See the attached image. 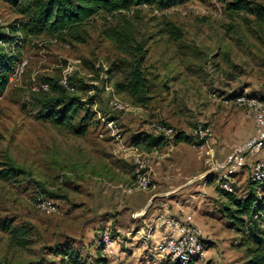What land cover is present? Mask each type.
<instances>
[{
  "label": "rangeland",
  "instance_id": "1",
  "mask_svg": "<svg viewBox=\"0 0 264 264\" xmlns=\"http://www.w3.org/2000/svg\"><path fill=\"white\" fill-rule=\"evenodd\" d=\"M232 1L190 0L164 10L132 7L147 51L145 103L118 86L126 67L111 69L126 55L106 38L103 15L83 26V40L47 33L25 38L19 32L12 44L0 41V53L13 57L9 84L0 95V167L17 170L15 178L0 180V264H76L64 259L68 249L88 264L101 257L108 264H177L156 246L168 235L167 218L183 220L188 214L203 233L202 264H248L253 252L264 248V219L238 216L221 171L206 163L205 144L214 137L218 115L245 113L232 99L244 93L264 98V27L256 22L264 0H250L253 13L230 10ZM23 18L19 7L0 0L1 30ZM65 77L69 88L62 84ZM42 84L49 89L35 90ZM72 98L79 109L65 123L45 117ZM113 99L126 109L113 108ZM110 120L115 131L107 126ZM159 122L190 140L175 142L176 148L134 143ZM198 126L211 129L202 145L192 136ZM135 149L153 158L170 152L161 166L170 175L151 174L148 191L128 192L136 175ZM230 182L237 199L251 193L249 169ZM154 186L173 192L137 213ZM41 194L52 198L60 213L41 212L36 201ZM156 211L157 218L150 219ZM7 224L28 228L30 244L15 246ZM106 228L116 241V255L110 257L98 244Z\"/></svg>",
  "mask_w": 264,
  "mask_h": 264
},
{
  "label": "trees",
  "instance_id": "2",
  "mask_svg": "<svg viewBox=\"0 0 264 264\" xmlns=\"http://www.w3.org/2000/svg\"><path fill=\"white\" fill-rule=\"evenodd\" d=\"M14 6L20 8L23 19H17L7 29H0V41L12 44L19 32H23L24 37L37 36L41 33L72 37L83 40L80 31L85 24L93 18L103 15L105 21L104 34L117 48L118 51L126 55V58L119 64H114L111 71H120L126 67L125 81L118 85L123 91H127L139 103L147 100V83L142 66L146 59L147 51L138 39V26L135 17L132 15V7L137 5H149L158 9H167L178 6L190 0H7ZM232 11L254 12L253 2L250 0H233L228 5ZM256 22L260 27H264V7H260L256 12ZM0 95L7 88L10 81L11 62L13 57L6 53H0ZM6 60L7 63L2 62ZM58 85L55 84V87ZM59 87H64L60 84ZM65 88V87H64ZM123 88V89H122ZM255 96L253 94H248ZM236 97V96H235ZM262 98V97H261ZM264 99V98H263ZM65 102L64 100H62ZM78 101L72 98L64 103L58 111L51 110L46 114V118L57 124L65 123L69 114H76L79 107ZM52 106V105H49ZM56 106V103L53 104ZM134 143L140 144L148 141L149 146L164 145L166 140L162 136H156L152 132H142L134 137ZM189 137L179 132L174 137V143L189 141ZM200 141L199 144H204ZM17 176L14 165L10 167H0V180L9 181ZM251 193L244 200L237 199L235 192L225 193L230 199L236 201V213L238 216L249 214L252 219H264L259 215L264 207V199L260 203L257 194V184L252 182ZM5 230L11 234V240L15 246L26 247L30 244L28 238L30 230L24 226L13 227L11 224L5 225ZM245 234H249V229H244ZM64 259L76 264H88L79 257L74 250H65ZM97 264H108L106 257H101ZM178 264V263H177ZM248 264H264V248L259 246L252 254Z\"/></svg>",
  "mask_w": 264,
  "mask_h": 264
},
{
  "label": "built area",
  "instance_id": "3",
  "mask_svg": "<svg viewBox=\"0 0 264 264\" xmlns=\"http://www.w3.org/2000/svg\"><path fill=\"white\" fill-rule=\"evenodd\" d=\"M62 84L68 88L70 87L66 77L62 80ZM48 89V84H42L38 88L35 87V90ZM232 101L241 106L245 110L246 116L253 120L254 134L249 139L235 144L224 161L215 162L208 157L206 163L210 165L211 170L221 171V178L225 180L222 187L230 192L234 191L230 179L240 170L249 169L250 180L257 184V194L260 198V203H262L264 199V159L249 160L264 151V99L244 93L236 96ZM111 105L115 109H126L125 104L115 99L111 100ZM106 123L110 129L116 130L114 121L110 120L106 121ZM152 133L156 136H162L172 147L174 145V137L178 131L166 123L159 122L153 124ZM192 136L199 141L206 142L208 137L211 136V129L205 126H198L194 129ZM133 157L136 175L128 187V192L148 191L151 187V174L153 172L151 155L135 149ZM36 201L37 207L41 212L48 214L60 213L59 205L52 198L41 194ZM259 215L264 218V207ZM167 219L169 232L157 244L156 250L158 253L169 257L170 260L178 264H202L207 250L203 240V233L194 223L193 216L188 214L183 220ZM115 242L111 230L109 228L104 229L98 243L104 256L116 255Z\"/></svg>",
  "mask_w": 264,
  "mask_h": 264
},
{
  "label": "crops",
  "instance_id": "4",
  "mask_svg": "<svg viewBox=\"0 0 264 264\" xmlns=\"http://www.w3.org/2000/svg\"><path fill=\"white\" fill-rule=\"evenodd\" d=\"M214 125V137H212L205 145L210 146V150L208 151V153L210 154L209 158L213 159L215 162H219L225 159L235 144L249 139L253 136L255 131L253 120L248 118L243 110H240L239 112L225 111L224 115L219 114L217 119L214 121ZM172 147L176 148L175 145H173ZM169 154L170 152L164 153L162 155L156 154L154 155V158L151 157L154 171L152 175L154 177H160L161 175H170V171H165L163 173L161 170V166L165 165V158ZM258 158L264 159V151L252 157L249 161H254ZM172 192L173 190L161 192L157 190L156 186L152 187L150 190L151 195L148 197L145 203L139 206V209L136 210L137 213L142 214L145 207L150 205V203L153 202L156 197H169ZM158 215L159 213L158 211H156L149 218L156 219Z\"/></svg>",
  "mask_w": 264,
  "mask_h": 264
}]
</instances>
